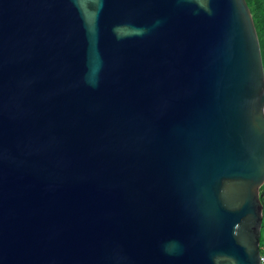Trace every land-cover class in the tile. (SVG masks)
Here are the masks:
<instances>
[{"label":"water","instance_id":"water-1","mask_svg":"<svg viewBox=\"0 0 264 264\" xmlns=\"http://www.w3.org/2000/svg\"><path fill=\"white\" fill-rule=\"evenodd\" d=\"M263 185L246 0H0V264H261Z\"/></svg>","mask_w":264,"mask_h":264},{"label":"trees","instance_id":"trees-1","mask_svg":"<svg viewBox=\"0 0 264 264\" xmlns=\"http://www.w3.org/2000/svg\"><path fill=\"white\" fill-rule=\"evenodd\" d=\"M257 28V32L260 39L262 57L264 63V0H246ZM261 200L263 203V216H264V185L261 188ZM261 256L264 257V218L262 225V233H261V242H260Z\"/></svg>","mask_w":264,"mask_h":264},{"label":"built area","instance_id":"built-area-1","mask_svg":"<svg viewBox=\"0 0 264 264\" xmlns=\"http://www.w3.org/2000/svg\"><path fill=\"white\" fill-rule=\"evenodd\" d=\"M261 264H264V257L261 256Z\"/></svg>","mask_w":264,"mask_h":264}]
</instances>
